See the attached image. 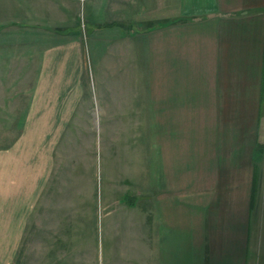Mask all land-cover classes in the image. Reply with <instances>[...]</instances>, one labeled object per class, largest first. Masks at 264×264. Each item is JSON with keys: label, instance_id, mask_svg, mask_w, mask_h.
I'll use <instances>...</instances> for the list:
<instances>
[{"label": "crops", "instance_id": "crops-1", "mask_svg": "<svg viewBox=\"0 0 264 264\" xmlns=\"http://www.w3.org/2000/svg\"><path fill=\"white\" fill-rule=\"evenodd\" d=\"M150 6L106 2L120 16L107 26L119 52L104 62L98 97L76 85L82 75L62 71L40 73L26 89L22 141L0 151V264L22 241L26 255L45 250L77 221L44 216L41 201L46 129L81 127L83 115L108 134L122 129V164L149 189L145 264H264V0Z\"/></svg>", "mask_w": 264, "mask_h": 264}, {"label": "rangeland", "instance_id": "rangeland-1", "mask_svg": "<svg viewBox=\"0 0 264 264\" xmlns=\"http://www.w3.org/2000/svg\"><path fill=\"white\" fill-rule=\"evenodd\" d=\"M107 1L0 0V151L21 140L25 91L40 73L82 75L76 85L89 90L91 98L104 86V62L119 52L110 46L107 26L120 16L106 9ZM142 1L151 8V0ZM148 13L146 21L152 19ZM144 24L147 29L154 23ZM63 39L70 41L68 46H59ZM64 59L67 64H57ZM111 71L120 69L115 65ZM83 116L81 127H68L72 122L67 121L65 127L46 129L51 172L41 201L44 216L64 215L71 221L75 216L77 221L63 224L65 232L48 237L46 249L36 254L26 255L22 241L10 264L146 263L151 226L144 224L142 209L151 201L149 189L132 182L137 177L130 176V165L122 164V129H108L109 136Z\"/></svg>", "mask_w": 264, "mask_h": 264}, {"label": "bare ground", "instance_id": "bare-ground-1", "mask_svg": "<svg viewBox=\"0 0 264 264\" xmlns=\"http://www.w3.org/2000/svg\"><path fill=\"white\" fill-rule=\"evenodd\" d=\"M97 115V114H96Z\"/></svg>", "mask_w": 264, "mask_h": 264}]
</instances>
